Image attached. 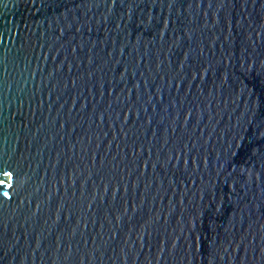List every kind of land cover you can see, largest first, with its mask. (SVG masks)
I'll return each instance as SVG.
<instances>
[{"label":"water","instance_id":"95a60500","mask_svg":"<svg viewBox=\"0 0 264 264\" xmlns=\"http://www.w3.org/2000/svg\"><path fill=\"white\" fill-rule=\"evenodd\" d=\"M0 180V264H264V0H0Z\"/></svg>","mask_w":264,"mask_h":264},{"label":"snow or ice","instance_id":"6c2138e0","mask_svg":"<svg viewBox=\"0 0 264 264\" xmlns=\"http://www.w3.org/2000/svg\"><path fill=\"white\" fill-rule=\"evenodd\" d=\"M113 3H115V0H113ZM4 175L11 176L12 174L11 173H4ZM4 183H5L4 180H0V184H4ZM3 194H4V196H8L9 195L8 192H4Z\"/></svg>","mask_w":264,"mask_h":264}]
</instances>
